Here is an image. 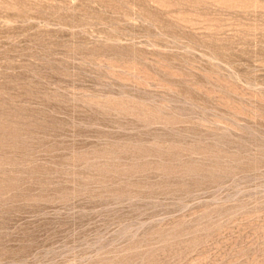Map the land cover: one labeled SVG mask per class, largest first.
Listing matches in <instances>:
<instances>
[{
	"label": "rangeland",
	"instance_id": "1",
	"mask_svg": "<svg viewBox=\"0 0 264 264\" xmlns=\"http://www.w3.org/2000/svg\"><path fill=\"white\" fill-rule=\"evenodd\" d=\"M0 264H264V0H0Z\"/></svg>",
	"mask_w": 264,
	"mask_h": 264
}]
</instances>
